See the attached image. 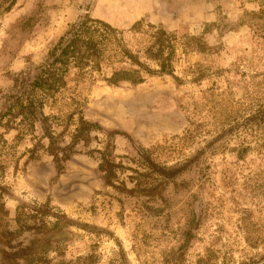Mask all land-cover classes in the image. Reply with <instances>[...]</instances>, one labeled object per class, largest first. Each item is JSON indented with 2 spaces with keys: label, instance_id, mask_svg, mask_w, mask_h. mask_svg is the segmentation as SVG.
I'll return each mask as SVG.
<instances>
[{
  "label": "rangeland",
  "instance_id": "374dc122",
  "mask_svg": "<svg viewBox=\"0 0 264 264\" xmlns=\"http://www.w3.org/2000/svg\"><path fill=\"white\" fill-rule=\"evenodd\" d=\"M11 1L0 0V92L19 73L43 63L59 37L85 15L121 30L133 50L140 45L128 29L138 20L174 33L177 42L170 74L143 72L141 83L109 84L106 76L126 65L115 63L76 87L84 118L99 127L89 130L87 142H76L62 169L43 151L32 156L28 150L37 139L15 140V130L4 134L12 145L0 176L8 228H17L18 205L47 203V220L58 214L69 222L52 233L62 252H49L53 262L81 264L77 258L91 252L94 264H116L122 250L128 264H199L201 257L208 264H257L252 259L264 252V241L252 247L245 235L251 221L264 225V196L251 199L242 178L258 170L261 160L255 152L237 158V140L216 125L219 109L246 101L252 82H261L264 91V39L239 22L243 8L255 9L256 3L13 0L7 8ZM230 121L224 120V129ZM70 141L66 135L62 143ZM154 147L158 164H186L163 178L162 199L123 192L124 185L133 186L128 169H116L112 184L120 189L105 184L102 152L136 168L139 150ZM257 233L264 236V226ZM30 238L29 232L19 237Z\"/></svg>",
  "mask_w": 264,
  "mask_h": 264
},
{
  "label": "trees",
  "instance_id": "16d2710c",
  "mask_svg": "<svg viewBox=\"0 0 264 264\" xmlns=\"http://www.w3.org/2000/svg\"><path fill=\"white\" fill-rule=\"evenodd\" d=\"M241 1L255 2L256 8H243L240 24H247L256 36L264 39V0ZM128 30L138 39L140 46L137 49L133 50L125 43L121 30L102 19L85 15L71 24L68 31L59 37L43 63L19 73L11 87L5 92H0V174L6 167L3 159L12 149L4 135L10 130L17 132L15 140L26 137L32 141L37 139L34 147L28 150L32 156L38 150L43 151L52 157L57 170L63 168V163L74 153L76 142H87L89 130L99 127L84 118L76 87L84 79L93 77L95 72H102L103 66L126 64L119 69H113L110 75L106 76L105 80L114 85L119 82L141 83L144 79L143 72L150 75L157 71L172 73L177 42L174 33L150 23L143 24L142 20L134 22ZM151 62L156 65V69L150 66ZM252 87L253 93L247 92L246 101H236L228 108L219 109L216 118V125L221 126L222 133L227 131L237 140L232 148L237 150V158L244 159L249 152H255L261 160L258 170L242 178L243 188L250 192L251 199L259 195L264 196V91L261 90L263 84L259 81L252 82ZM46 108L50 113L44 112ZM223 114L225 116H222ZM227 117H231L233 121L228 122L229 128L224 129V120ZM59 127L61 130H58ZM66 135L71 137V141L63 144ZM156 147L162 146L158 144ZM156 147L151 150H139L136 168L116 163L102 152L99 169L104 173L105 184L120 189L112 184L116 169H128L134 174L127 176L133 186L127 188L122 183L123 192L153 200L161 198L164 190L163 178L174 177L186 164H158L152 159V150ZM3 193L4 186L0 184L1 264H64L63 260L53 262L48 254L50 251L62 253L52 233L69 225L65 217L53 214L56 220H47L46 216L50 211L47 203L33 206L20 204L16 207L15 214L17 228L12 230L6 224L7 211L2 199ZM241 214V219L246 221L248 213ZM250 224L252 228L247 230L245 240L255 247L264 241L263 235L256 234L263 230L264 225L252 221ZM23 232H29L31 235L27 242L19 239ZM77 260L81 264H94L96 257L90 252L79 256ZM197 262L208 264L202 257L198 258ZM252 262L264 264V252L252 259ZM116 264H128L122 250L118 252Z\"/></svg>",
  "mask_w": 264,
  "mask_h": 264
}]
</instances>
